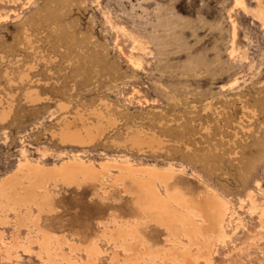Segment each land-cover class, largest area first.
Instances as JSON below:
<instances>
[{
	"label": "rangeland",
	"instance_id": "rangeland-1",
	"mask_svg": "<svg viewBox=\"0 0 264 264\" xmlns=\"http://www.w3.org/2000/svg\"><path fill=\"white\" fill-rule=\"evenodd\" d=\"M67 120L103 126L90 143H63ZM136 133L153 147L131 146ZM26 158L173 169L177 190L229 205L227 235L198 246L134 219L133 195L108 176L102 188L59 182L40 221L49 249L35 215L22 206L19 219L0 195V264H53L49 252L91 264L96 236L97 264H264V0H0V182ZM114 215L130 220L143 252L101 235Z\"/></svg>",
	"mask_w": 264,
	"mask_h": 264
},
{
	"label": "bare ground",
	"instance_id": "bare-ground-1",
	"mask_svg": "<svg viewBox=\"0 0 264 264\" xmlns=\"http://www.w3.org/2000/svg\"><path fill=\"white\" fill-rule=\"evenodd\" d=\"M236 2L238 5L245 6V0H236ZM101 121L93 125L83 121L82 124L79 125L73 123V121L71 122L67 120L59 129V140L63 143L79 145L90 143L95 139L96 135L101 133V128L103 126V122ZM128 140L130 141L131 146L137 148L138 150H143L146 146L153 147L155 138L147 136L143 133H136L130 136ZM23 154L26 155L25 150L23 151ZM22 166L25 168H23L21 174L16 173L17 175L0 182V195L3 196V199H5L8 203H11L10 205L14 207L13 209H15V214H17L16 216H18L19 219L23 218V214L25 213V211L21 212L19 210V207L22 206L26 208V212L29 215L26 217L29 218L32 214L35 215V218L34 216H31V218H34L33 220L31 218L30 219L34 226H36L37 230L43 234L45 241L43 247H46V249L50 248L47 245L51 243V235L45 231L47 230L46 228L44 230L43 227H41L40 221L44 214H49L56 209V196L53 189L58 187L59 182L63 183L65 186L82 187L83 185H89L93 188H102L101 185L106 184L104 181L106 176L111 177L113 188L116 185H123L124 190L133 195L131 205L133 212L136 214L134 219L137 218V216L139 219H149L157 225H161L160 227H164V229H166L169 233L175 234L178 239H181V235L187 236V238L189 237L192 243H197L198 246H204L209 244L210 241H214V239L221 237L224 238L227 235L225 224L226 215L229 211V205H227V203L220 198H217L216 195L214 197V195L209 192L206 194V192L202 193L201 191L200 195L198 193V196L190 197L189 195L187 196V193L185 195L184 192L180 191L181 189L177 190V188L179 189L177 183L180 181H178L179 178L175 176L177 171L175 172L173 169H142L132 163H122L112 161L110 159L102 161L99 165H97L94 161L88 162L83 158H72L66 162L53 166H45L39 163L31 164L28 161L24 162V165ZM115 168L121 170L122 174L112 176V170ZM170 179H174L173 182H170ZM161 186L166 189V193L161 190ZM173 188L175 191L172 192L171 190H173ZM105 194L107 193L105 192ZM46 216L47 215H45V217ZM125 219L124 216L122 218L119 215H114L113 220L118 221V225L112 229L110 228L109 231H107L109 227L103 228L101 230V235H109V238L114 241L118 238H120V241L121 239L124 240V243L126 242L125 244H127V248L129 250L127 248L124 249H127L128 251L132 250L133 252V249L137 247L135 251L138 250L137 252H139L140 250L143 252L140 245L144 244L146 241L144 242V240L141 241L138 239L139 233L135 235L136 233H134L133 229H130L131 227L128 225L130 224V220L126 222ZM113 220L112 222H114ZM145 220L143 222L147 223ZM99 222L101 221L99 220ZM130 238H133L134 242H131ZM201 238H204L206 241H203ZM95 239H98V237L96 236L92 238L91 242L86 246V251H88V255L90 254L91 256L89 260L91 264H97L94 256H96L101 250ZM136 241L139 242L138 246L136 245ZM15 245L16 241L13 245L7 246L6 249L10 250L11 247H14ZM210 245H212V242H210ZM125 246L126 245H124V247ZM176 246L175 247L178 249L179 245ZM208 247L211 249L212 246ZM147 249L145 250L148 251ZM77 250L80 251L79 248ZM46 251L49 252L50 250ZM48 254L49 259H51L50 262L53 261L54 264V261L56 262V260H54V254L52 252H49ZM177 256L179 257L180 253L177 254ZM182 256H184V254ZM61 260L62 261L60 263L56 262V264H82L79 259L73 258L69 253L62 255ZM114 260L115 262L118 261L117 253H115Z\"/></svg>",
	"mask_w": 264,
	"mask_h": 264
}]
</instances>
